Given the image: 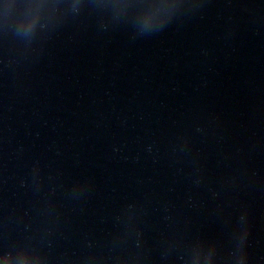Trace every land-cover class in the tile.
I'll list each match as a JSON object with an SVG mask.
<instances>
[{
    "label": "water",
    "instance_id": "water-1",
    "mask_svg": "<svg viewBox=\"0 0 264 264\" xmlns=\"http://www.w3.org/2000/svg\"><path fill=\"white\" fill-rule=\"evenodd\" d=\"M0 264H264V0H0Z\"/></svg>",
    "mask_w": 264,
    "mask_h": 264
}]
</instances>
